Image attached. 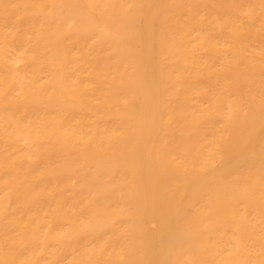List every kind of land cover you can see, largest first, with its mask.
Returning a JSON list of instances; mask_svg holds the SVG:
<instances>
[{
  "label": "bare ground",
  "instance_id": "6f19581e",
  "mask_svg": "<svg viewBox=\"0 0 264 264\" xmlns=\"http://www.w3.org/2000/svg\"><path fill=\"white\" fill-rule=\"evenodd\" d=\"M0 264H264V0H0Z\"/></svg>",
  "mask_w": 264,
  "mask_h": 264
}]
</instances>
